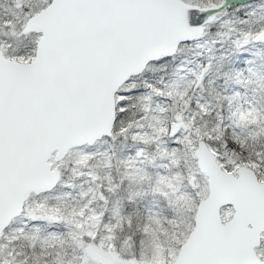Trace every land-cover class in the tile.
Listing matches in <instances>:
<instances>
[{"label": "snow or ice", "instance_id": "obj_1", "mask_svg": "<svg viewBox=\"0 0 264 264\" xmlns=\"http://www.w3.org/2000/svg\"><path fill=\"white\" fill-rule=\"evenodd\" d=\"M0 264H264V0H0Z\"/></svg>", "mask_w": 264, "mask_h": 264}]
</instances>
